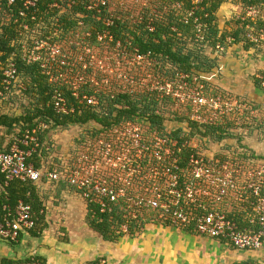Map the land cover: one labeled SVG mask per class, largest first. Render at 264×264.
<instances>
[{
  "label": "built area",
  "instance_id": "1",
  "mask_svg": "<svg viewBox=\"0 0 264 264\" xmlns=\"http://www.w3.org/2000/svg\"><path fill=\"white\" fill-rule=\"evenodd\" d=\"M159 1L0 0V6L20 4L16 15L10 16L22 36L19 48L14 42L10 45L16 48L12 58L20 57L43 71L53 88L47 107L60 117L88 110L99 120H108L72 124L69 130L74 128L76 134L64 153L55 151L54 132L62 128L49 130L40 140L38 135L50 129L49 124L21 122L9 138L8 149L0 151L3 182L5 186L11 181L37 187L60 184L81 200L85 216L97 222L102 217L115 220L120 239L128 237L129 223L145 222V226L158 224L221 241L234 250L260 251L264 154L246 147L239 135L248 128L264 132V126L243 124L247 115L264 118V106L233 94H212L200 79L166 68L158 58L142 53L125 28L122 35L111 30L122 25L126 12H134L133 24L154 33L157 19L151 5ZM199 3L192 0L181 13L185 24L194 18ZM171 7L177 15L182 3L174 0ZM171 7L164 6L163 13ZM148 8L151 19L142 24L141 11ZM11 12L6 10L7 16ZM254 13L249 9L246 15ZM83 19L100 22L101 30H85ZM193 23L196 38L202 41V25L197 19ZM254 36L251 43L264 41L263 34ZM224 46L217 43L215 52L226 53ZM12 58L0 69V102L16 88L24 90ZM74 67L83 74L73 76ZM256 79L264 92V72ZM132 111L134 115H128ZM219 136L224 138L217 141ZM34 154L41 159L38 168L27 162ZM3 211L0 239L9 243L33 231L43 212H35L24 200L13 208L4 205ZM22 264L42 263L30 256ZM94 264L106 261L100 258Z\"/></svg>",
  "mask_w": 264,
  "mask_h": 264
},
{
  "label": "trees",
  "instance_id": "2",
  "mask_svg": "<svg viewBox=\"0 0 264 264\" xmlns=\"http://www.w3.org/2000/svg\"><path fill=\"white\" fill-rule=\"evenodd\" d=\"M179 1L182 3V8L177 15L175 14L173 7H171L174 0H160L157 5H151L152 9L155 10L153 13V15H155L154 19H157L155 21L156 31L152 34H148L144 30L145 26L141 24L138 25V23L137 25L133 24V21L136 19H131L130 16H133L132 13L134 12H126V19H123L124 21L122 25L112 28L111 30H113L115 34L119 33L122 35V30L125 28L128 32V37L131 36L132 38V44L137 46L142 53H150L153 57L158 58L157 61L166 68L170 66L173 68V71L175 70L176 72L188 75L189 77H195L198 78V80L200 79L199 82L204 83L209 89H212V94L217 92L231 94L215 87L212 80L203 81L201 80V77H206L208 79L212 77L213 74L220 72L218 71V60L220 58L214 54V48L217 43L225 45L227 43V38L230 37L232 39V44L239 45L243 43L242 46L246 51L253 49L256 44L251 43L249 39H247L248 43L246 41L247 35H264V18L257 15L256 20H253L245 13V16L241 21L235 23V27L233 26L234 29L227 31L220 29L219 27L218 11L223 4L230 1L232 5L240 7L245 11L254 9L256 11L260 10L263 13L264 0H200L194 18H191L192 20H189L186 24L182 20L181 13H185L188 10L191 6L192 0ZM164 6L171 7L166 14L163 13ZM19 8V3H16L11 7H7L5 4L0 6V69L6 65L9 58H12L13 52H16V48L10 47L11 43L14 42V46L17 48L22 44V36L17 35L16 28L11 24L12 18L10 17L11 14L12 17H14ZM8 9H11L12 11L9 16L6 14V10ZM136 9L137 8H134V10ZM141 12L144 13L142 24L147 23L148 20L151 19V9H144ZM122 17H124L123 14ZM195 19H197V22L202 25V41L197 40L196 38V23H193ZM83 22L85 30L88 28H93L97 31L101 30L100 22L95 23L91 19H83ZM172 28H174V31H171ZM136 29H138L140 33H137ZM206 49H210L209 54L206 52ZM220 56L225 57V54H220ZM12 60H14L17 75L20 77L24 86L23 94L31 98L32 101L30 108L20 112L18 115L0 114V127H4L9 134L12 133L14 127L19 126L21 122L30 126L35 124L36 121H44L49 124L50 129L45 130L38 135L39 139L43 140V137L49 133V130H55L60 127L62 130L66 131L72 124L79 125L85 124L91 120H99L96 114L90 113L88 110H84L81 115L74 114L66 117L56 116L52 109L47 107V102L51 97L53 88L48 84L43 71H41L36 64H26L22 62L20 57L13 56ZM71 74L77 76V74L83 73L79 68L77 69V67H74ZM85 74L87 76V72H84V75ZM213 78L214 77H212V79ZM255 84L256 87L260 89L257 79ZM63 88L67 91V87L64 86ZM132 107H134V105ZM128 115H134L133 111L128 112ZM99 122L107 123L108 120L100 119ZM212 131L214 130H211V132ZM207 133H209V131ZM221 138L224 137L219 136L216 140L219 141ZM227 138H229L228 135ZM2 150L3 149L0 148V151ZM27 162H33L38 168L41 164V159L37 154H34L28 158ZM3 181V176L0 174V223L3 221L2 216H4V205L13 208L18 200H24L31 204L32 209L35 212L39 213V211H43L42 215L39 216L35 229L29 232L31 236H37V232L41 233L45 228V207L39 197V187L18 181H11L5 186ZM28 193L29 197L27 198L26 195ZM84 218H86L88 227L98 233L103 240L115 242L120 239L121 235L115 233V231L119 229V225H114L116 222L115 220L111 221L108 217H102V220L97 222L94 219H90L88 215ZM118 224H120V222H118ZM128 226V237H135L143 232L145 222H140L138 224L129 223ZM10 244L14 245L15 243ZM36 259L43 264L42 259L39 257H36ZM26 261H29V257L22 260L4 257L0 259V264H22ZM96 261L88 264H94ZM248 264H257V262H249Z\"/></svg>",
  "mask_w": 264,
  "mask_h": 264
},
{
  "label": "crops",
  "instance_id": "3",
  "mask_svg": "<svg viewBox=\"0 0 264 264\" xmlns=\"http://www.w3.org/2000/svg\"><path fill=\"white\" fill-rule=\"evenodd\" d=\"M220 9H222V6ZM253 50L255 49H252V51ZM221 65V61L218 60V68L221 67V73L219 72L218 75L220 74V79H224L222 71L225 68L222 69L223 67ZM214 82H216V80H214ZM219 82L217 86H221V83H225L224 80H219ZM259 91L262 92L260 89ZM20 93V90L16 88L7 101L0 102V114H15H13L15 110L11 107H7L5 103L12 101V103L15 104L14 100L21 97L13 98L12 96ZM262 93L261 94L264 95V92ZM251 98L259 103L264 100L263 98H257V94H254ZM16 130L17 126H15L12 133L9 134L4 127H0V148L3 149L2 151L8 149L10 142L9 138ZM249 148H253L251 150L258 154L264 152L261 145L255 144V147L249 146ZM45 186H51V188L53 187V189L61 192V187H59L61 186L60 184H41L39 186L40 195L43 194L42 192ZM44 195H46V193H44ZM42 196H39L40 199H42ZM47 203L48 202L44 205V207L46 206L44 216L45 228L41 233L37 232L38 235L35 236L36 238L42 236L40 242L38 241L39 245H36V243L32 241L30 233H22L19 241L14 245L8 242L6 244H0L3 247L1 249L0 259L6 257L22 260L30 256H36L42 259L43 264H88L100 258L105 259L106 264L256 263L254 261L242 259L239 256V251L234 250L224 242L158 224L146 225L143 232L135 237H124L115 242H108L103 240L98 233L94 232L89 227L87 231H83L82 229L76 231L75 217L79 214H75L74 212L72 214L71 212L62 213L60 210H58V212L55 209H51V205ZM57 226L65 228L64 233L67 234L68 240L57 241V239H54L52 230ZM260 251L264 253V246Z\"/></svg>",
  "mask_w": 264,
  "mask_h": 264
},
{
  "label": "rangeland",
  "instance_id": "4",
  "mask_svg": "<svg viewBox=\"0 0 264 264\" xmlns=\"http://www.w3.org/2000/svg\"><path fill=\"white\" fill-rule=\"evenodd\" d=\"M254 14H249L253 20H256V16H261L264 18V9L262 10L263 13L260 10H254ZM249 12V10H248ZM244 9H241L240 7H237L235 5H232L230 1H228L226 4L222 5V9H219L218 11V24L220 29H224L227 31H230L231 29H234L235 23L237 21H241V19L245 16ZM234 26V27H233ZM252 37H255L254 35L248 34L247 39H251ZM232 41V39L229 37L227 38ZM244 40V39H243ZM228 42L225 44L224 47H226V53L225 57L220 56V53L214 52V54L220 58L221 66L224 69L222 71V74L224 76V79H220L221 76L218 75V73L213 74L214 77L212 79V82L214 83L215 87H217L220 90H223L225 92L231 93L233 95H236L242 99H245L247 101H250L251 103H254L256 106H264V100L259 103L254 101L251 96L254 94H257V98H263V93L259 91V88L256 87L255 81H256V75L262 74L264 72V41L258 42L253 49L244 50L243 43L239 45H234L232 42ZM248 42V41H247ZM249 43V42H248ZM206 52L209 54L210 49H206ZM219 70H221V67H219ZM221 73V72H220ZM216 80V82H214ZM219 80H224L225 83H221V86L218 83ZM222 82V81H221ZM258 91V92H257ZM22 93L18 95L12 96L14 97H21L14 100V103L12 101L6 102L5 105L7 107L13 108L16 115L20 114V112L25 111L27 108H30L31 106V98H29L27 95ZM262 93V94H261ZM262 95V96H260ZM12 98V99H13ZM13 104V105H12ZM247 127H255V126H264V118L259 115V117H251L247 115L246 119L244 120L243 124H247ZM248 132L242 135H239L241 138V141L246 147H255V144L261 145L264 149V132H255L251 128H248ZM76 134V130L74 128L68 129L66 131H55L54 136L55 139H57V147L55 148V151L63 152L68 146L69 141L72 137H74ZM212 149V148H211ZM253 149V148H250ZM257 153V152H256ZM260 154H264V152H261ZM61 187V192L58 190L51 188V186H45L42 196V203L45 205L46 202H48V205H51V209H55L56 211L60 210L62 213H69L71 214L74 212L77 215L75 218V227L76 231L82 229L83 231H87L88 226L86 221V218H83L85 215V208L84 204L81 202V200L73 193H71L67 188L64 186ZM46 193V195H44ZM47 205V206H48ZM46 207V206H45ZM59 212V211H58ZM55 218V217H54ZM58 225V224H57ZM64 229L62 226H57L52 231V235L54 239L65 241L68 240V236L66 233H64ZM176 229V228H174ZM178 230V229H177ZM64 233L63 235H61ZM50 235V232H49ZM36 237L32 236V241L36 243V245H39L38 241L40 242L41 237H37L36 239H33ZM7 242H3L0 240V244H6ZM10 244V243H9ZM28 246V244H27ZM26 246V247H27ZM3 247L0 245V253L1 249ZM238 251V250H236ZM240 257L245 260L259 262L264 264V253L259 252H252V251H239Z\"/></svg>",
  "mask_w": 264,
  "mask_h": 264
},
{
  "label": "clouds",
  "instance_id": "5",
  "mask_svg": "<svg viewBox=\"0 0 264 264\" xmlns=\"http://www.w3.org/2000/svg\"><path fill=\"white\" fill-rule=\"evenodd\" d=\"M9 243V242H8Z\"/></svg>",
  "mask_w": 264,
  "mask_h": 264
}]
</instances>
